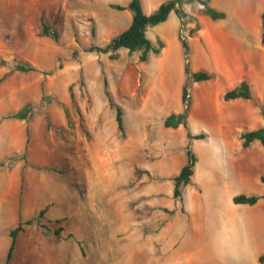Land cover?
I'll return each instance as SVG.
<instances>
[{
	"label": "rangeland",
	"instance_id": "374dc122",
	"mask_svg": "<svg viewBox=\"0 0 264 264\" xmlns=\"http://www.w3.org/2000/svg\"><path fill=\"white\" fill-rule=\"evenodd\" d=\"M127 1L0 0V77L8 73L0 82V160L17 157L0 168V264H5L8 233L17 218H35L44 207V216L19 233L9 264H260L253 252H236L241 229L229 230V220L237 216L225 210H247L232 196L260 194L263 187L251 168L248 176H240L234 160L264 151L256 140L246 149L240 146V134L259 127L262 114L253 119L250 110L235 105L236 99H223L230 81L222 72L204 68L210 61L195 54V43L187 52L188 65L211 72L209 80L184 76L172 42L163 61L151 56L139 63V52L110 59L108 53L87 51L95 12ZM203 7L191 0L192 13H203ZM41 16L60 26L58 41L38 34ZM230 17L222 29L244 30ZM100 22L94 38L99 45L112 26L107 16ZM258 57H251L255 66ZM24 62L35 69H25ZM93 65L96 72L88 78L83 68ZM104 79L121 106L124 134L105 96ZM260 80L251 82L253 95L261 94ZM185 82L187 126L166 127L167 114L181 108ZM42 97L46 101L40 105ZM21 108L20 118L11 116ZM202 131L203 139L187 137V132ZM188 147L197 158L194 175L204 189L192 194L190 184L182 187V199L175 198L182 200L190 227L176 229L172 223L178 243L173 248V238L161 241L157 234L170 231L163 226L161 210L174 206L173 177L186 163ZM20 164L28 168L25 175Z\"/></svg>",
	"mask_w": 264,
	"mask_h": 264
},
{
	"label": "crops",
	"instance_id": "0c3cea01",
	"mask_svg": "<svg viewBox=\"0 0 264 264\" xmlns=\"http://www.w3.org/2000/svg\"><path fill=\"white\" fill-rule=\"evenodd\" d=\"M140 1L144 13L149 15L153 13L157 9V7L165 0H140ZM207 1L216 10L224 12L225 17L220 19H212L210 16L206 15L205 13H199L198 15H196L190 11L191 0H183V2L179 6V10H180L179 14H177L174 10H172L164 21L156 25H152L151 27L149 26L147 28L146 35L153 43H155L157 39H161L164 44L159 55H155L152 52H150L147 60H149L151 56H158L159 61L165 60L167 58L166 56L168 55V48L170 42H172V45L176 47L175 49L176 63L178 65V68L181 69L182 73L185 76L184 73L185 61H187L189 65L191 61L190 59H188V57L185 58L184 56V52L179 36H181V32L185 33L184 28H186L188 34L187 35L184 34V35H185V40L188 43V49H190L193 43H195L197 47V49L194 51L195 54L197 55L202 54L203 56H205V58H207L210 61V64L204 68H206V70L209 71L216 69L222 72V75L225 76L230 81V83H228L230 89L236 87L243 78L247 80L249 85H253V83L251 82L258 81V78L260 77L261 79L260 83L261 85H263V87L261 88L260 85L258 86V90L261 93L259 94L260 96L257 94L254 95L257 98V102H255L254 99L235 98L237 100V102L235 101L236 103L235 105L238 104V106L241 107L244 106V108H246L247 111L249 110L251 111V117L253 119H257L258 114L259 113L262 114L261 105L259 102L264 101V59H263L264 44L261 42V15L264 12V0H207ZM127 3L121 5L125 6L127 5ZM110 4H114V3H110ZM110 7L112 6L110 5L108 6V8L106 9L104 8L103 10H97V12H95L94 14V19L96 22L94 25L96 30L95 40L97 39L100 33V24H102L101 22L99 23L100 18H102L103 16H107L108 23L110 22V25H112L110 26V29L104 32V36H106L105 43L109 40L111 36L117 34L118 32L128 27L132 19V12L128 8H124L121 10L117 9L118 12H115L112 11ZM201 7L202 5H199L198 8L200 9ZM228 15L232 17V18L230 17L231 20H233L232 22H235V24L237 23V26L239 28H244V30H240L241 32H233L228 29L227 30L222 29V24L227 21L226 19H228ZM196 23L198 24L199 29L196 34L190 36L189 29L195 26ZM201 24H204V26H202ZM104 44H101V46H103ZM260 51L263 53H261ZM122 52L128 53L126 48L121 47L118 49V53L120 54ZM253 55L255 57L259 56L258 58H261L260 63L259 64L256 63V66L253 64L251 60V57H253ZM144 62H139V63H144ZM213 64L216 68H213L214 67L212 66ZM261 65H263V68L260 70L259 67ZM193 66L194 67H191L193 71L198 70L199 68L198 65L194 64ZM83 72H85L87 77L90 78V74H94L96 72L95 66L93 65L92 67L83 68ZM235 99H231V100L234 101ZM182 107L183 106L181 103L180 110H177L176 112L181 111ZM257 124L258 125L263 124V116H262V120L261 118L257 120ZM255 128H257L255 127V125H252L250 127V129H255ZM250 145L248 147H250ZM240 146L242 149H246L242 147L241 141H240ZM262 147L264 149L263 145ZM234 160L237 161L238 164L237 173L240 176H248L249 168L252 169L253 175L259 180H260V176L264 175V151L259 152L257 156L255 155L248 156V154L242 153L238 158H235ZM19 169H20V173L22 172L24 175L28 170V168H26V166H24L23 164H20ZM20 184H21V180H20ZM190 184L193 186L191 190L192 194H196L195 193L196 191L197 193H201L199 191L204 189L202 186L203 184H201V180L199 178L196 179L194 173L191 182L185 186L188 185L190 186ZM262 184L263 187L261 188L260 194H256V195H261L264 193V183L262 182ZM182 195L183 192L181 194V199H182ZM173 199H174V206L163 207L164 209L161 210L164 213V216L163 217L161 216V219L164 224L163 226L164 228L169 229L170 231L168 233H164L162 231L157 235H158V240L161 241L168 240L169 238L170 239L173 238L171 244L172 247L174 248L178 243H176L177 239L174 240L176 238V234L174 229L171 227L172 223L176 229H184V230L189 229L190 225L189 223H187L188 215L186 211L183 209L182 200L175 198ZM235 204L239 206L248 205L242 203H235ZM233 208H235V206H231L229 210H225V213L226 214L234 213L237 216L234 221L232 220L230 222L229 220V226H230L229 230L233 232L234 229L237 228L241 229L242 240L237 238L234 243L237 248L236 252L237 253L253 252L254 262L256 260L258 261V256L264 252V200L259 199L256 203L252 205H248L247 208H245L247 210H233ZM239 211H241V213H239ZM193 237L195 238V240H198L200 237V233L197 225H195L193 231ZM228 237H229V233H228ZM221 244L222 247L225 246L224 242H222ZM229 244H231V242ZM260 264H264V262Z\"/></svg>",
	"mask_w": 264,
	"mask_h": 264
},
{
	"label": "trees",
	"instance_id": "16d2710c",
	"mask_svg": "<svg viewBox=\"0 0 264 264\" xmlns=\"http://www.w3.org/2000/svg\"><path fill=\"white\" fill-rule=\"evenodd\" d=\"M198 1L204 5L202 10L203 13L207 14L212 19H220L225 17L224 12L209 7L208 5H206V2L203 0H198ZM182 2L183 0H165L157 7V9L153 13L149 15L144 13L140 0H129L127 5L125 6L117 3L110 4L112 7L119 10L128 8L132 12V19L130 24L124 30L111 36L103 46L94 43L96 30H95V26L92 25L90 28V44L86 48V50L90 52L95 51L96 53H108V58L117 59L119 57L118 49L123 47L127 49L129 55H131L134 52H139L138 54L139 62L146 61L149 57L150 52H152L155 55H159L161 49L164 46L163 41L161 39H157L156 42L153 43L147 37L146 30L149 26L156 25L164 21L172 10H174L177 14H179L180 13L179 6ZM39 23H40V29L38 31V34L40 36L50 37L54 41L59 40V29H58L60 27L59 25L51 26L50 24H48L46 20H44L43 16L40 17ZM198 29H199L198 25L191 27L189 29V35L192 36L196 34ZM180 41L183 48L184 56L186 58L188 52V43L186 42L185 38L180 37ZM261 42L264 44V12L261 15ZM24 65L26 66L25 69L27 70L35 69L32 65H30L27 62H24ZM184 73L186 77L191 78L192 81H206L212 77V73L209 71L191 70L187 61L184 64ZM7 75L8 73L2 75L0 77V82ZM103 87L109 105L115 109V121L117 128L122 134H124L121 106L113 101L110 91L107 88L106 79H104ZM69 93L71 99H73V93L71 89H69ZM235 98L257 100V98L253 95L251 91L249 83L245 79H242L236 87L225 91V93L223 94V99L225 101ZM45 101L46 99L42 97L39 102L40 105H43ZM181 103L183 106L181 111L178 112L172 111L168 113L167 116L164 118L163 120L164 126L173 127V128L177 127L180 124L183 125L184 127L187 126L188 111L190 108V96L188 94L187 82H185L184 85L182 86ZM261 109L263 116V124L260 127L246 130L240 134L241 145L243 148H247L254 140H258L261 143V145L264 146V101L261 104ZM24 110L25 109L21 108L16 113L11 114V116L15 118H20L21 112ZM187 137L190 139H203L205 137V133L203 131L194 134L187 132ZM186 154H187L186 163L181 166L178 173L175 174L173 177L172 195L174 198H179L181 196L182 187H184L185 185L191 182L194 173V167L197 158L189 147L186 150ZM15 160H17V157L14 154L5 156L3 159L0 160V168L6 166L9 162ZM49 168L54 171L56 170L55 167H49ZM260 180L264 183V175L260 176ZM23 186H24V181L22 177L20 184L21 194H22ZM259 199L264 200V193L261 195H256V194L248 195V194L240 193L232 197V201L234 203H242L248 205H252L256 203ZM45 210L46 208L40 209L37 212L35 218H28L26 220H22L19 217L15 225L10 228L8 233L9 245L5 256V264H9L10 260L12 259L19 233L24 231L26 226L31 225L34 219H41L44 216ZM60 230H62L61 227L55 229L54 233L59 234ZM78 244L81 251H83L82 243L79 241ZM258 261L260 263L264 262V252L258 256Z\"/></svg>",
	"mask_w": 264,
	"mask_h": 264
},
{
	"label": "built area",
	"instance_id": "2783aa9c",
	"mask_svg": "<svg viewBox=\"0 0 264 264\" xmlns=\"http://www.w3.org/2000/svg\"><path fill=\"white\" fill-rule=\"evenodd\" d=\"M181 38H185V35L181 32Z\"/></svg>",
	"mask_w": 264,
	"mask_h": 264
}]
</instances>
